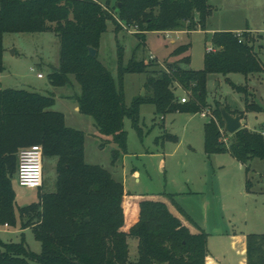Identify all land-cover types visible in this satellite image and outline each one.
Returning <instances> with one entry per match:
<instances>
[{
  "label": "trees",
  "instance_id": "1",
  "mask_svg": "<svg viewBox=\"0 0 264 264\" xmlns=\"http://www.w3.org/2000/svg\"><path fill=\"white\" fill-rule=\"evenodd\" d=\"M213 7L209 0H116L111 8L97 0H0V73L4 72V36L17 33H54L60 41L59 66L50 75L55 87H80L75 98L79 111L94 120L100 135L117 146L115 164L127 153L125 119L138 127L139 109L151 104L156 113H199L205 104L208 75L240 73L246 77L264 72L256 52L258 38L244 31L216 32L215 52L204 57V68H188L190 57L149 71L144 61L120 65V75L147 73L146 95L125 103L108 68L99 60L103 34L112 23L138 28L135 35L145 46L146 33L205 30ZM122 24V25H121ZM259 37V36H258ZM89 48L96 49L95 58ZM189 46L177 48L180 55ZM122 52V48H120ZM121 56V54H120ZM192 90L187 103L175 94L176 85ZM76 87V86H75ZM246 95L245 110L232 111L217 104L214 114L225 128L220 108L233 115L264 112L249 101L247 87L233 86ZM54 98L24 89H0V226L17 224L31 229L41 244L35 253L26 245L0 238V264H206L208 234L180 207L173 194H127L122 183L99 165L85 161V134L66 125L62 113L51 111ZM229 135V134H228ZM221 141L214 122L205 124L204 148L208 156L230 152L243 164L264 161L261 132L243 127ZM41 145L44 159H56L55 192L43 193L37 203L19 207L13 182L18 151ZM138 241L137 258H130L129 240ZM247 264H264V234L247 236Z\"/></svg>",
  "mask_w": 264,
  "mask_h": 264
},
{
  "label": "rangeland",
  "instance_id": "2",
  "mask_svg": "<svg viewBox=\"0 0 264 264\" xmlns=\"http://www.w3.org/2000/svg\"><path fill=\"white\" fill-rule=\"evenodd\" d=\"M97 1L111 8L116 5V0ZM209 2L213 10L207 18L205 30L198 29L194 32L181 30L186 32H172L169 35L162 32H148L145 46L140 45L141 42L135 34L128 32V30L138 31V28L127 30L121 27V30L115 33L112 23L108 25V31L101 39L98 58L111 72L118 89L124 92L127 107L132 105L134 99L146 95L144 87L147 73L127 72L121 76L120 65L126 67L134 59L137 63L144 61L149 71H161L168 63L175 62L172 57L169 58L173 48L187 44L190 48L191 68L202 70L206 48L213 45V34L226 32L223 31L224 29L230 31L245 29L243 32L250 29L257 32L251 34L258 38L256 52L264 67V0H209ZM4 46V72L0 73V89H24L53 97L55 101L50 110L62 113L68 127L85 134V161L109 171L116 181L123 184L127 192L133 194L157 195L166 192L173 194L176 201L181 204L178 193L186 191V180L198 182L206 178V175L204 176L206 172L204 171L203 174L201 172L208 166L212 171L211 162L225 164L237 162L229 154H215L209 157L205 153V124L214 122L218 129L220 126L217 120L201 117V113L207 109H211L214 113L218 103L228 106L232 111H244L246 95L233 86L247 87L249 101L264 109V72L248 77L240 73L227 76L210 74L205 85L206 106L199 113L158 114L153 105L143 104L139 109L140 132L136 130L130 119H125L127 153L122 154L118 162L113 164L112 151L117 146L108 143L107 137L99 134L91 117L76 109L78 102L75 96L80 95V87L78 85L55 87L50 83L49 75L59 66V38L49 32L6 34ZM150 55H154V60H150ZM38 74H42L43 79H39ZM182 88L187 91L186 88ZM143 90L144 95H142ZM183 90L176 86L174 92L178 97L190 99L192 96L186 95ZM263 119L264 112H249L245 123L247 122L251 129H255L259 128V123ZM226 137L230 143L231 137L228 134ZM32 146L36 145L21 148L17 155ZM251 162L249 179L256 185L257 181L264 179V161L254 159ZM56 164V159H44V180L39 190L21 187L15 178L13 187L19 207L37 203L43 193L55 192ZM231 168V166L227 168V173L230 175H232ZM215 174L213 170L209 175L210 184L216 182L215 198L212 196L210 199L213 204H223L228 202L229 198L223 197L220 190L224 185H218ZM243 174L245 176V173ZM190 186L192 188L194 185L190 184ZM23 234L29 250L40 253L41 244L35 239L31 229L21 228L18 216L15 226L6 230L0 229V238L4 242L19 243ZM133 253L134 247L131 248V255Z\"/></svg>",
  "mask_w": 264,
  "mask_h": 264
},
{
  "label": "crops",
  "instance_id": "3",
  "mask_svg": "<svg viewBox=\"0 0 264 264\" xmlns=\"http://www.w3.org/2000/svg\"><path fill=\"white\" fill-rule=\"evenodd\" d=\"M243 30L230 31L224 29L223 31L237 33L243 32ZM246 31L254 34L257 33L250 29H246ZM172 32L183 33L186 31H166L162 33L169 35ZM173 44H175V42H173ZM181 46H187V44L175 46L169 58L172 57L176 62L189 56L190 64L188 68H191L190 48L180 55L173 54V52ZM76 109L79 111L78 106ZM248 114L249 113H245L242 119V128L246 127L251 131L263 132L264 127L262 124L264 123V119L260 121L259 128L251 129L248 123H245V118L247 119ZM106 139L110 140V138ZM218 154H229L232 156L230 152ZM235 160L237 162H226L227 164L229 163V165L224 162H211L212 171L214 170L216 172L214 175L215 180L219 186L220 184L224 185L221 187L220 191L224 198H229V201L226 202L228 205L224 202L223 204H213L210 199L212 196L215 198L214 185H216V182L214 181V184H210L209 175H211L212 171L209 166L208 168L204 167V170L201 172V174H203L204 171L206 172V174H204L206 178L198 182L190 179L186 180V191H180L178 193L180 195L181 204L178 203L180 207L208 234L206 264H247V236L251 234H264V179L257 181L255 185L249 179L252 162L250 161L248 164H243L237 159ZM229 166L232 167V175L227 173V168ZM243 173H245V176ZM136 175L138 174L136 173ZM190 184L195 187L193 186L191 188ZM217 187L216 192L218 190ZM125 192L127 194H133L127 192L126 189ZM133 195L140 196L142 194ZM129 247L130 258L134 261L137 258L138 241L136 239H130ZM133 247L134 253L131 255V248Z\"/></svg>",
  "mask_w": 264,
  "mask_h": 264
},
{
  "label": "built area",
  "instance_id": "4",
  "mask_svg": "<svg viewBox=\"0 0 264 264\" xmlns=\"http://www.w3.org/2000/svg\"><path fill=\"white\" fill-rule=\"evenodd\" d=\"M122 25V24H121ZM124 29H129L122 25ZM129 33L135 34L138 31H130ZM240 36L241 33H238ZM207 53L215 52V48L212 46H209L206 48ZM150 60H154V56L150 55ZM165 70H167L165 68ZM38 78H43L42 74H38ZM177 87H180L182 90V86L176 85ZM184 91V90H183ZM186 95L192 96V90L189 89L187 91H184ZM190 99L186 97H180L181 103H187ZM202 118H206L208 120H214L216 121V117L211 109H207L201 113ZM219 131L221 134V141H223L225 144L229 145L228 138L226 135L228 134L225 131V128L219 127ZM262 135L264 137V131L262 132ZM43 148L42 146L36 145L32 146L30 148L24 149L19 153L18 156V169H17V182L21 187H25L32 190H39L43 186V180H44V168H43ZM10 225L5 223L0 226V229L6 230L9 229Z\"/></svg>",
  "mask_w": 264,
  "mask_h": 264
},
{
  "label": "water",
  "instance_id": "5",
  "mask_svg": "<svg viewBox=\"0 0 264 264\" xmlns=\"http://www.w3.org/2000/svg\"><path fill=\"white\" fill-rule=\"evenodd\" d=\"M98 51L93 48H89V56L95 58ZM144 95V93L142 94ZM221 116L225 124V131L229 135H234L237 131L242 129V117L240 115H233L229 113L224 106L220 108ZM264 127V123L262 124Z\"/></svg>",
  "mask_w": 264,
  "mask_h": 264
}]
</instances>
